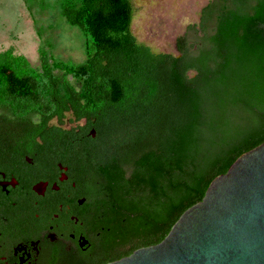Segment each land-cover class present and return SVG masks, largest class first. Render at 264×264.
Here are the masks:
<instances>
[{
    "label": "trees",
    "instance_id": "obj_1",
    "mask_svg": "<svg viewBox=\"0 0 264 264\" xmlns=\"http://www.w3.org/2000/svg\"><path fill=\"white\" fill-rule=\"evenodd\" d=\"M61 15L87 36L85 59L40 50L35 69L1 51L0 108L39 116L29 128L47 132L55 156L93 188L91 230L102 203L110 231L97 253L115 243L118 259L162 240L216 175L264 141V0H208L176 37L177 54L137 40L131 0H64Z\"/></svg>",
    "mask_w": 264,
    "mask_h": 264
},
{
    "label": "flooded vegetation",
    "instance_id": "obj_2",
    "mask_svg": "<svg viewBox=\"0 0 264 264\" xmlns=\"http://www.w3.org/2000/svg\"><path fill=\"white\" fill-rule=\"evenodd\" d=\"M0 112V264L115 260L119 254L115 243L104 254L96 249L98 239L110 231L102 223V203L99 225L91 230L88 218L95 213L93 188L55 156L47 132L29 128L27 122H36L39 116L28 114L22 120L7 107ZM70 117V111H65L63 127L74 124ZM49 124H58L57 118H51Z\"/></svg>",
    "mask_w": 264,
    "mask_h": 264
},
{
    "label": "water",
    "instance_id": "obj_3",
    "mask_svg": "<svg viewBox=\"0 0 264 264\" xmlns=\"http://www.w3.org/2000/svg\"><path fill=\"white\" fill-rule=\"evenodd\" d=\"M104 264H264V141L216 175L162 240Z\"/></svg>",
    "mask_w": 264,
    "mask_h": 264
},
{
    "label": "rangeland",
    "instance_id": "obj_4",
    "mask_svg": "<svg viewBox=\"0 0 264 264\" xmlns=\"http://www.w3.org/2000/svg\"><path fill=\"white\" fill-rule=\"evenodd\" d=\"M64 0H0V52L11 47L40 69V50L67 63L85 59L87 36L61 15ZM208 0H131V31L154 52L177 54L175 39L197 24ZM57 71V70H56ZM69 78L72 77L69 75Z\"/></svg>",
    "mask_w": 264,
    "mask_h": 264
}]
</instances>
